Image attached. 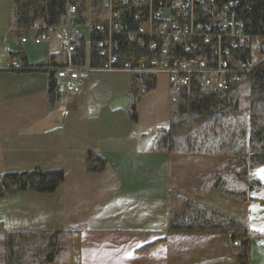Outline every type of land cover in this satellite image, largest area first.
Returning <instances> with one entry per match:
<instances>
[{"label":"trees","instance_id":"obj_1","mask_svg":"<svg viewBox=\"0 0 264 264\" xmlns=\"http://www.w3.org/2000/svg\"><path fill=\"white\" fill-rule=\"evenodd\" d=\"M106 1L8 0L9 27L30 32L31 40L49 36L50 31L64 26L75 32L72 50L67 52L61 46L58 53L39 62H28L20 47L10 51L11 62H18V71L14 73H45L47 100L54 105L59 98L57 70L67 66L77 70L84 67L91 71L103 70L109 57H115L113 69L125 73L122 70L127 65L131 71L125 73L129 77L126 112L129 121L135 124L138 103L155 90L157 77L161 76L147 71L153 68L152 62L162 60L161 39H150L147 35L133 38L143 22L151 20L155 29L163 24L176 25L183 33L181 38H171L167 44L164 60L168 67L183 60L202 59L206 69L214 70L218 68V60L225 61L227 52L238 69L230 68L233 72L224 76L226 80L244 77L240 83L232 81L236 86L227 82L224 90L209 88L203 84L201 74L193 73L188 76L187 87L173 92L170 77L164 75L171 98L169 118L166 125L154 132L152 149L167 155L228 158L218 172L202 176V184L195 194L202 197L214 189L234 201L250 202L251 194L261 185L249 180V174L264 166V0H213V7L207 8L183 0H149V5L141 8L131 0H111L108 5ZM223 6L229 11L226 28L216 26L206 31L205 27L211 25L216 15L215 10L221 12ZM108 8L118 16L105 22L101 17ZM158 13L162 18L155 16ZM109 24L116 25L118 32H110ZM98 25L103 27L102 31L96 30ZM241 37L247 41L239 45ZM242 65H248L247 71L237 73ZM232 162L237 164L225 170ZM85 166L88 172H100L106 162L100 156L87 154ZM62 180L61 170L5 173L0 177V198L26 191L51 194ZM164 233L227 235L232 245L238 242L236 264H250L249 230L245 225L219 212H209L175 191L167 194ZM164 243L165 238L155 240L136 252L147 253ZM72 261V232L0 234V264H72Z\"/></svg>","mask_w":264,"mask_h":264},{"label":"crops","instance_id":"obj_2","mask_svg":"<svg viewBox=\"0 0 264 264\" xmlns=\"http://www.w3.org/2000/svg\"><path fill=\"white\" fill-rule=\"evenodd\" d=\"M31 37L30 32L9 27L8 0H0V43L6 46L8 57L15 45L30 63L45 60L61 49L50 51L48 39L41 44L45 46L34 62L25 49L27 44L36 46ZM22 39L26 42L21 43ZM8 66L0 65V176L36 169L61 170L63 180L51 194L26 191L3 195L2 231L72 232V264H140L138 257L143 264H236L227 235L181 234L185 242L176 244L194 245L204 250L201 254L182 248L172 255L164 253L170 234L157 249L136 252L161 239L155 238L154 232L164 231L167 194L176 191L241 222L249 230V242L253 238L264 242V223L251 217L250 202L234 201L214 189L202 197L195 194L202 176L218 172L228 158L167 155L152 149L154 132L169 118L170 93L165 76L166 85L157 79L155 90L141 98L133 124L126 112L129 77L125 73L84 67L74 82V95L64 99L59 93L58 100L50 105L45 73H14L7 70ZM30 152L39 155L38 160L43 156L44 162H26L14 155ZM87 154L102 157L105 168L88 172ZM236 164L226 165L225 170ZM255 171L249 180L264 186ZM212 200L222 201V206L216 208ZM239 206L244 210L243 221L229 211ZM251 255L250 264H264V253Z\"/></svg>","mask_w":264,"mask_h":264},{"label":"built area","instance_id":"obj_3","mask_svg":"<svg viewBox=\"0 0 264 264\" xmlns=\"http://www.w3.org/2000/svg\"><path fill=\"white\" fill-rule=\"evenodd\" d=\"M183 1H186L191 4L195 3L196 5L202 6L204 8H207L210 6L213 7V0H190V2L189 0H183ZM106 2H107L106 4L108 5L110 4L111 0H107ZM131 3L141 8V7L148 6L149 0H131ZM215 13L216 15L212 19L211 25H207L205 27L206 31H209V28L216 27V26L220 28H226L228 24L226 21V19L228 18V14H229L228 8L223 6V9L221 12L215 10ZM117 16H118L117 14L113 15L111 12V9L108 8L106 13H104V15L101 18L103 19V21L106 22L107 19L109 20L110 18L114 19V18H117ZM155 16L156 17L158 16L157 18H162V14L160 13H158ZM163 20L167 21L166 17H164ZM109 27H110L109 31L112 30L110 32H118V28L116 25L112 26L111 24H109ZM96 30L102 31L103 27L101 25H98L96 26ZM169 30H171L170 33H169ZM136 33L137 34H133L134 39H136L137 36L139 35H147V37H149L150 39L155 38V37H159L161 39L160 54H161L162 60L160 61V63H156V64L155 62H152L151 65L153 66V68L147 71L160 74V75H168L170 77L169 78L170 84H172L173 86V92L174 91L178 92L181 88L187 87V82L189 79L188 76L193 73L202 75V82L205 86L209 88H216L218 90H224L226 88L227 82H228V85L230 86L232 85L236 86L237 84L236 85L233 84L232 81H236L237 83H240L241 81L244 80V77L240 79L234 77L229 80H226V78L224 77L230 74L231 72H233L230 68H233L235 66L238 69V66L236 65V63L228 57L227 52H225V57H224L225 61L218 60V65H217L218 68L214 70L206 69L204 67V63L202 59H192L190 61L183 60L182 63L180 64H177L178 62H175L170 67H168V63L164 60L167 54V44L171 38L176 40V38H181L183 36V33H181V31L177 28L176 25H172L170 27L168 26V24L167 25L163 24V25H160L157 29H155V27H153L152 25V21L148 19L147 21L143 22L140 25V28L138 29ZM74 35H75V32L73 31V29H71L70 27H67L66 32L61 36V46L64 49H66L67 52L72 50L71 43L74 39ZM47 40H48V36L42 35L38 38H33L31 42L34 45H41V44L46 43ZM138 41L141 42L140 38ZM246 41H247L246 37L239 38V45L244 44ZM21 43H25V40L22 39ZM151 44H152V47H154L153 42ZM233 44H235V42ZM262 58H264V50L262 53ZM116 61L117 60L115 57H109L108 63L106 64L105 68L100 71L109 72V73L117 72L118 70L112 68V66L116 63ZM247 66L248 65L240 66V70H238L237 73L242 74L246 72ZM128 68L129 67L125 65V69H123L122 71L127 74H130L131 71ZM7 70L9 72L18 71V63L16 61L10 62ZM81 71L82 70H77L71 66H67L66 68L56 71L55 74H56V79L58 82L59 93L63 95V98L64 96L74 95V92H75L74 82H76L79 79V72Z\"/></svg>","mask_w":264,"mask_h":264},{"label":"rangeland","instance_id":"obj_4","mask_svg":"<svg viewBox=\"0 0 264 264\" xmlns=\"http://www.w3.org/2000/svg\"><path fill=\"white\" fill-rule=\"evenodd\" d=\"M67 27L68 26H64V28L63 27H59L56 30L49 32L48 48L50 49V51H59V49L61 48V44H60L61 36L66 32ZM44 46L45 45L33 46L31 44H27L25 46V49L28 51L27 53H28L30 59L35 62L37 60L36 57H38L39 55H41V51H42L41 49ZM5 48H6V46L0 43V65L8 66L10 64V62H9L10 60H9L8 55L6 54L7 52H6ZM13 49L16 50L17 49V45H15V48H13ZM49 49H48V51H49ZM163 77H164V75L158 76L157 77L158 82L166 85L165 82H167V79H166L167 77L166 76H165L166 78H163ZM64 99H66V96H64ZM170 101H171V98L169 96V103H170ZM14 155L18 156L19 158L25 159L26 162H31V161H34V160H36V161H39L40 160V163L41 162H44L43 156H41V159L38 160L37 159V156H39V155L36 156L32 152L27 153V154H14ZM13 158H14V156H11V162L13 161L12 160ZM254 175L256 176V178L258 177V179H260L262 181V183H264V166L256 168V171L254 172ZM170 185H172V184H170ZM172 189L173 190H176L174 188H172ZM251 198H252L250 200V203H251V208H250V210H251V217L254 218L255 221L263 222L264 223V186H262L259 191L253 192L251 194ZM212 203H213V205L216 206V208H218V207L220 208L222 206V201L215 200V202H214V200H212ZM209 205H211V204H209ZM2 207H3V205L0 202V222L1 223H2V220H3ZM239 207L240 208H238V209H236V208L233 207V209L231 208V209H229V211L230 212H233L232 213V216L238 217V218H240L242 220V215H243V211L244 210H243V208H241L242 206H239ZM207 210L209 212L211 211V209H209V208H207ZM261 219H262V221H259ZM0 228H2V230H4L3 229V226L2 227L0 226ZM2 230L0 229V234L2 232H4ZM154 236H155V238L156 237H159L161 239L162 238H165L166 239V234L164 233V231L163 232H154ZM184 238H186L185 235H181V234H170L167 237L168 246L165 249H163L164 250V253H170L172 255L179 248H182V250L184 249L185 251L191 250V251H195L197 254H201V252H202L203 249L201 250L198 247L195 248L194 245H192V247L191 246L188 247V246H185V245H182V244H180V245H177L176 244V242L179 241V240L185 242L184 241ZM251 242L254 243V246H252ZM251 242H249L251 244V246H252V247L250 246V252L252 253L251 256H255L256 254H263L264 253V252H262V251H264V242L258 241L256 238H253V240H251ZM237 246H238V242H235L234 245H233L234 258L237 255ZM157 248H158V246L155 247V249H157ZM251 249H252V251H251ZM156 253L157 252H155V254ZM186 254H188V252H186ZM123 255L126 256V254H123ZM130 255H131V253H130ZM139 255H141V254H139ZM140 258L141 257H138V262L140 261V264H143L144 261H141ZM132 261H134V259Z\"/></svg>","mask_w":264,"mask_h":264}]
</instances>
